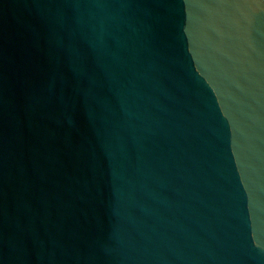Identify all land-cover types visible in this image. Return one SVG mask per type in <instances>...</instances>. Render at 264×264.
<instances>
[{
    "label": "water",
    "instance_id": "water-1",
    "mask_svg": "<svg viewBox=\"0 0 264 264\" xmlns=\"http://www.w3.org/2000/svg\"><path fill=\"white\" fill-rule=\"evenodd\" d=\"M0 264H264V0H0Z\"/></svg>",
    "mask_w": 264,
    "mask_h": 264
}]
</instances>
